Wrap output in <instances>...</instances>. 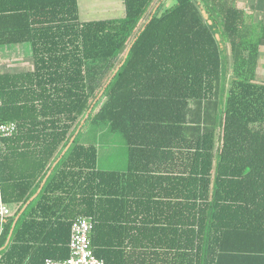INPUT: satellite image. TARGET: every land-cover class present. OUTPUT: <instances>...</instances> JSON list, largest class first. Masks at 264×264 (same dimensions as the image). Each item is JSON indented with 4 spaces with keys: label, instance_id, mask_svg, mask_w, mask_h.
Wrapping results in <instances>:
<instances>
[{
    "label": "trees",
    "instance_id": "trees-1",
    "mask_svg": "<svg viewBox=\"0 0 264 264\" xmlns=\"http://www.w3.org/2000/svg\"><path fill=\"white\" fill-rule=\"evenodd\" d=\"M163 1L81 21L77 0H0V48L33 60L0 72V120L16 122L0 196L18 205L0 264L66 258L78 216L104 264H264V23L232 0H200L208 17ZM88 119L121 134L125 170L77 141Z\"/></svg>",
    "mask_w": 264,
    "mask_h": 264
},
{
    "label": "rangeland",
    "instance_id": "rangeland-1",
    "mask_svg": "<svg viewBox=\"0 0 264 264\" xmlns=\"http://www.w3.org/2000/svg\"><path fill=\"white\" fill-rule=\"evenodd\" d=\"M80 8V19L82 21L100 20L121 18L124 14L122 0H78ZM159 0H156L158 2ZM204 16L208 17V12L200 0H194ZM238 7L244 8L247 14L251 15L254 24L262 25L264 23V0H232ZM174 0H164L160 10H163L172 5ZM86 7V10H85ZM259 28V27H258ZM251 29V28H250ZM20 45V44H19ZM25 50H29L28 44H21ZM222 47V45H221ZM224 50L227 52V45H224ZM4 52V47L0 49V58ZM7 61V62H6ZM28 59H24L22 64L18 60L7 57L2 60V63L8 65H16L18 68L28 67ZM11 66V67H12ZM255 78L257 81H264V46L260 47L258 65ZM77 141L82 144H92L97 149V167L100 169L109 170H125L127 151L126 144L117 131H112L105 122L94 123L91 119L84 122Z\"/></svg>",
    "mask_w": 264,
    "mask_h": 264
},
{
    "label": "built area",
    "instance_id": "built-area-1",
    "mask_svg": "<svg viewBox=\"0 0 264 264\" xmlns=\"http://www.w3.org/2000/svg\"><path fill=\"white\" fill-rule=\"evenodd\" d=\"M16 129L15 121L0 120V138L11 135ZM9 209L0 201V224L9 216ZM91 219L86 216L76 217L70 225L68 241L69 254L64 259L46 258L43 264H104L96 257L89 243Z\"/></svg>",
    "mask_w": 264,
    "mask_h": 264
},
{
    "label": "crops",
    "instance_id": "crops-1",
    "mask_svg": "<svg viewBox=\"0 0 264 264\" xmlns=\"http://www.w3.org/2000/svg\"><path fill=\"white\" fill-rule=\"evenodd\" d=\"M77 4H78V13H79V19H80V8H79V1L77 0ZM85 10H86V7H85ZM81 20V19H80ZM82 21V20H81ZM86 21V20H85ZM1 49V48H0ZM10 55L12 56L13 59L15 60H18L19 62L23 61V58L24 59H28L29 61V64H28V67L26 68H18V67H15L16 65L14 66H10L8 65L7 69H4V66L5 64L7 63H2V60H6L7 57H10ZM7 62V61H6ZM22 64V62H21ZM33 67V60H32V57L30 55V52L28 50H25V48L23 47V45H5L4 46V52L3 54L1 55V58H0V72H17V71H27V70H31ZM55 163L52 164V166L50 167V169L48 170L47 174L45 175V177L43 178L42 182H41V185L43 184V181H45L46 177L48 176V174L50 173V170L51 168L53 167ZM41 187H39L37 189V191L35 192V194L32 196V198L29 199V201L31 199H33L37 193L39 192ZM0 201H1V196H0ZM28 201V202H29ZM2 202V201H1ZM3 203V202H2ZM4 205H6V207L9 209V216L13 215V213H15V211L17 210L18 208V205L16 203H12V204H5L3 203ZM27 205V204H26ZM25 205V206H26ZM24 206V207H25ZM23 207V209H24ZM22 209V210H23ZM19 215V214H18ZM18 215L16 216V218L18 217ZM1 226V225H0ZM13 228V227H12ZM12 230V229H11ZM9 238V236H8Z\"/></svg>",
    "mask_w": 264,
    "mask_h": 264
},
{
    "label": "water",
    "instance_id": "water-1",
    "mask_svg": "<svg viewBox=\"0 0 264 264\" xmlns=\"http://www.w3.org/2000/svg\"><path fill=\"white\" fill-rule=\"evenodd\" d=\"M117 68H118V67H117ZM117 68H116V70H117ZM99 96H100V94H99ZM86 116H87V114L85 115V117H86ZM73 138H74V137H72V138L70 139V141H72ZM69 143H70V142H69ZM43 182H44V181H43ZM31 198H32V197H31ZM27 203H28V202H27ZM27 203H26V204H27Z\"/></svg>",
    "mask_w": 264,
    "mask_h": 264
}]
</instances>
